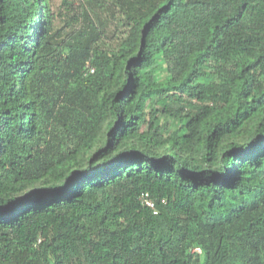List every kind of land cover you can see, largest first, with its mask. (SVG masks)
Segmentation results:
<instances>
[{
	"label": "trees",
	"instance_id": "trees-1",
	"mask_svg": "<svg viewBox=\"0 0 264 264\" xmlns=\"http://www.w3.org/2000/svg\"><path fill=\"white\" fill-rule=\"evenodd\" d=\"M0 264H264V0H0Z\"/></svg>",
	"mask_w": 264,
	"mask_h": 264
},
{
	"label": "built area",
	"instance_id": "built-area-1",
	"mask_svg": "<svg viewBox=\"0 0 264 264\" xmlns=\"http://www.w3.org/2000/svg\"><path fill=\"white\" fill-rule=\"evenodd\" d=\"M80 1V0H77ZM142 202L144 203V205H146L147 207H149L150 209H152L154 211V214H158V210L156 208V204L155 202L150 198L149 194H143L142 196ZM196 252L201 253L200 249H195Z\"/></svg>",
	"mask_w": 264,
	"mask_h": 264
},
{
	"label": "rangeland",
	"instance_id": "rangeland-1",
	"mask_svg": "<svg viewBox=\"0 0 264 264\" xmlns=\"http://www.w3.org/2000/svg\"><path fill=\"white\" fill-rule=\"evenodd\" d=\"M85 32V35L90 39V40H92L94 37H95V35L92 33V31L90 30V29H88V28H85L84 29V31H83V33Z\"/></svg>",
	"mask_w": 264,
	"mask_h": 264
}]
</instances>
